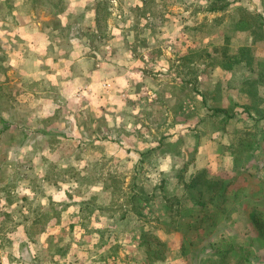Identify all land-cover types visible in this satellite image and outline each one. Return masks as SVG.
<instances>
[{
    "label": "rangeland",
    "instance_id": "1",
    "mask_svg": "<svg viewBox=\"0 0 264 264\" xmlns=\"http://www.w3.org/2000/svg\"><path fill=\"white\" fill-rule=\"evenodd\" d=\"M199 152L247 236L264 0H0V264H244L181 222Z\"/></svg>",
    "mask_w": 264,
    "mask_h": 264
},
{
    "label": "trees",
    "instance_id": "2",
    "mask_svg": "<svg viewBox=\"0 0 264 264\" xmlns=\"http://www.w3.org/2000/svg\"><path fill=\"white\" fill-rule=\"evenodd\" d=\"M233 180L231 178L212 177L209 175L207 169L199 170L192 175L183 186L186 190L185 199L192 201V204L199 208V210L196 212L189 209L186 212V216L181 218V222L185 224L183 225L188 230L195 229V233L192 235H200V239L209 238L208 245L210 249L219 252L221 245H227L228 248L222 250V259L230 253L234 255L235 250H238L245 255L243 258L234 255L235 261L239 260L240 263L243 261L244 264H249L250 260L252 261L257 258L255 255L257 248L264 250V192L254 198L256 203L253 202V199L247 201L250 203L249 209L253 211L246 216L251 228L243 233L244 236H247L237 239L238 241L236 239L225 241V234L229 230L226 225H230L231 214L229 210L224 209V205L230 199L229 195L231 196L232 202L236 199L237 205L241 206L242 204L239 202L240 199L237 193L240 186L234 189L230 188L233 183H237ZM230 258H232L231 254Z\"/></svg>",
    "mask_w": 264,
    "mask_h": 264
},
{
    "label": "crops",
    "instance_id": "3",
    "mask_svg": "<svg viewBox=\"0 0 264 264\" xmlns=\"http://www.w3.org/2000/svg\"><path fill=\"white\" fill-rule=\"evenodd\" d=\"M32 60H34V59L32 58ZM25 64H26L25 67L28 68L27 70L30 71V73L32 71H34V68H33L34 63L31 60H27V62ZM204 157H205L204 153L199 152L197 159L194 160L190 165H188L187 170H186V175H187L186 179L191 177L193 174H195L199 170L208 169L212 155L207 154L206 157L205 158ZM222 158H224V157H222ZM226 171H228V170H226Z\"/></svg>",
    "mask_w": 264,
    "mask_h": 264
}]
</instances>
